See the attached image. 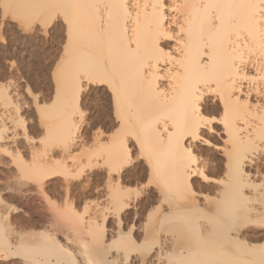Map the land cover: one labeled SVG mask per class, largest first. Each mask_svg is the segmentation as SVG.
Returning <instances> with one entry per match:
<instances>
[{
  "label": "bare ground",
  "instance_id": "obj_1",
  "mask_svg": "<svg viewBox=\"0 0 264 264\" xmlns=\"http://www.w3.org/2000/svg\"><path fill=\"white\" fill-rule=\"evenodd\" d=\"M40 2L45 15L57 11L64 14L68 36L72 37L67 60L69 66L67 69L63 67L64 74L61 73L62 77L56 85L55 101L58 103L45 112L49 119L57 112H63L56 122L50 119L51 126L55 125L62 132L70 146L77 147L91 133L93 121L89 125L80 116L83 94L79 90L77 77L80 71L85 70L92 72L96 78L92 84L105 85V98L112 101L113 115L112 118L105 113L103 118L104 130H112L107 135L104 131L108 139L102 142L103 135H98V132H103L97 129L91 133L92 143L89 146L82 144L81 149L90 152L88 161L92 166L106 165L105 171L94 173V182L99 183L104 178L106 188V200L101 209L97 204L99 201L96 202L100 214L85 219L82 214L73 211L71 202L67 208L73 213H66L74 231H84L93 240L99 241L114 228V233L111 231L113 239L95 258L70 259L65 255L69 251L67 239H60L51 226L43 232L47 238L45 245L53 250L50 255L63 256L65 262L62 264H221L223 262H218L220 257L217 254L220 253L222 257L221 253H226L230 246L251 250L254 245L258 246L250 241L261 240V247L264 248V231L245 233L237 229L240 232H231L227 226L229 223L226 224L232 220L229 214L222 212L224 216L221 218L216 217L218 214L214 211L212 214L211 211L209 214L203 212L209 215L204 219L207 224L203 221L206 225L192 219L195 216L192 210L197 208L198 211L197 202H194V208L192 206L186 211L177 205H169L164 210L162 198V202L154 208V213L158 215L155 226L141 231L135 219L140 217L137 214L140 206L134 203L131 190L125 187L123 168L119 167L124 153L131 151V142L141 146V140L149 139L153 141L152 152H159V155L169 152L174 160L172 172L162 174L175 182L173 190L182 195L188 193L192 200H198L200 195L209 203V198L214 199L209 197V192L214 189V184L210 182L214 183V180L206 174L204 167L196 163L193 142L209 143L202 136L204 130L222 134L225 145L217 147L223 156H227L224 162L226 177L219 182L222 185L220 190L216 189L219 196L215 200L238 199V213L244 219L250 220L252 215L264 219V173H260L261 182L256 183L255 172L247 169L253 162L249 154L255 140L264 139V58L256 57L255 52H264V0ZM211 17L215 18L214 25L208 23ZM101 19L103 27L100 26ZM160 36L165 39L159 41ZM168 37L172 39L168 40ZM129 40L132 41L131 45ZM202 56H207V59L202 61ZM149 62L152 71L145 76L143 69ZM193 90H198L202 97L201 104L196 105L195 110L188 103ZM208 95L213 96L214 104H205ZM218 108V116H206V111L215 112ZM216 126H219V131ZM193 132L196 137H191ZM5 133L6 126L0 118V143L6 140ZM7 149L0 145V151L10 154L6 152ZM13 157L19 162L20 177H33L40 188L44 179L54 178L59 172L68 173L70 168L64 160L42 161L39 157L36 160L41 162L38 160L29 164L21 152H15ZM162 158L161 155L156 156L147 163L154 175L162 173ZM218 170L220 168L215 171ZM5 172L10 173V170ZM195 177L200 179L201 193L195 190ZM162 182L165 186L164 180L158 181L159 184ZM161 186L170 189L168 184L167 187ZM3 189L5 191L0 192V199L5 208L25 197L21 193L15 195L8 192V188ZM3 194H6V198L2 197ZM92 194L97 196L99 193L91 189ZM152 201L156 200L153 198ZM255 202L261 205L258 207ZM16 208L13 206L12 209ZM110 219L114 221L112 229ZM220 238L223 241L220 242ZM3 239L0 238V243ZM222 242L228 247H223ZM17 252L8 248L4 253L14 256ZM235 258H229L228 264L239 263V259ZM256 258L260 261L264 259L255 255ZM248 262L254 264L251 260Z\"/></svg>",
  "mask_w": 264,
  "mask_h": 264
},
{
  "label": "rangeland",
  "instance_id": "obj_2",
  "mask_svg": "<svg viewBox=\"0 0 264 264\" xmlns=\"http://www.w3.org/2000/svg\"><path fill=\"white\" fill-rule=\"evenodd\" d=\"M64 12L66 13V11ZM5 13H7V16H5ZM56 13H59V11L45 15L42 12L40 0H0V118L6 126L5 135H7L6 140H1L0 145L8 148L6 152H11L6 154L0 151V192L5 191L3 188H8L6 189L8 192L15 195L21 193L23 197L25 196L20 202L13 201L11 202L12 205L6 208L0 199V238H4L3 242L0 243V264L64 263L63 256L50 255L53 250L45 245L47 238L43 236V232L51 226L60 239L64 241L65 238L67 239L66 245L69 247V251L65 255L69 256L70 259L95 258V255L106 248L107 242L113 239V234H111L114 229L113 218L109 221L111 222L110 229L113 228L112 232L105 233L97 241L93 240L84 231L77 232L71 229L72 222H70V217L67 216L73 213H70L72 210L70 211L67 208L70 202L73 205V211L82 214L85 219H90L93 216L98 217V214H100L99 210L106 200V188L104 178L99 183H95L94 178L96 177L94 175L99 171H105L106 165L103 164L97 167V164L92 166L88 161L90 152H84L81 149L82 144L89 146L92 143V132H96L97 129L102 130L104 134L102 133L101 141L105 142V132L107 135L112 130H109V132L104 130L103 119L101 122L98 117H91L84 120L89 125L92 121L95 122V127H92L91 133L77 147L70 146L68 140H64L62 132L55 125L51 126L49 122L50 119H54V122H56L62 115V110L60 111L58 108L60 112H57L50 119L45 116L46 110L58 103L55 101L57 81L64 74L62 70L67 69L69 66L67 60L72 48V37L68 36L69 31L67 22L64 20L66 19L65 16L63 18L64 14L59 13V22L55 27L52 26L51 20L56 16ZM61 26H63V36ZM255 52H257L256 57L264 58V52L260 50H255ZM89 87L93 98L106 97L105 85L91 84L87 86V88ZM84 97V103L88 104V97ZM212 98V95H208L205 104H214L215 100L213 101ZM219 111L218 108L215 112H218L219 115ZM82 112L87 113L88 108L82 107ZM208 112L210 111H206V116H208ZM111 117L113 118V115ZM216 129L219 131V126H216ZM202 136L209 143L203 145L198 141L193 142L195 146L194 154L198 166L204 167L206 174L214 180V183L213 181L210 182L214 184V189L209 192V197H214V199H211V201L209 198V203L200 195L197 197L198 200L195 198L192 200L188 193L182 195L175 192V189L173 190L175 182H171L173 180L170 181L169 177V180L167 177H163V173L168 175L173 169L174 160L169 152L160 154L163 157L162 173L157 176L158 174L154 175L147 165L156 156L160 157L159 152H152L153 141L143 139L141 140L143 142L141 146H135L133 142L130 143L131 152L135 153L132 157L134 164L126 165L123 168L122 175L125 187L131 190L130 196L134 197V203L140 206L139 209L137 208V214L140 217L135 218L137 219L136 225L141 231L145 228L148 230L153 228L158 218V215L154 213V208L164 198V201L160 202L164 210H167L169 205H177L186 211L187 208L192 206L194 208V202H197L199 205L198 211L196 207L192 210L195 215L192 219L200 224L206 221L204 220L205 217L209 216L204 215L205 212L209 214V211H211L212 214L214 211L218 214L216 217L222 218L225 213L231 216L228 215L232 219L231 222L228 220L229 222L226 223V219L223 220L226 224L229 223L227 226L230 227L231 232L241 229L240 231H245V233H250V231L262 233L264 231V219L260 216H258V219L253 215L250 216L252 217L250 220H248L249 218L244 219L245 217L239 215L240 210L237 209L240 203L238 199L221 200L218 198L215 200L219 196V191L216 189L220 190L222 185L219 182L226 177L224 162H226L225 158L227 156H223L222 151L217 147L224 146L225 139L222 134L208 133L207 130L203 131ZM54 145L56 146L54 147ZM15 152H21L23 159L29 164L38 161L39 159L36 160V158L41 157L40 160L42 159V161L43 159L64 160L67 165H70L71 169H68L69 174L59 172L54 178L44 179L40 188L33 177H20L19 162L15 161L13 157ZM249 157L252 158L253 162L247 169L251 173L255 172L254 181L259 183L262 179L261 174L264 173V139L258 138L255 140L254 146L250 149ZM99 159L101 160V158ZM40 160L39 162H41ZM217 168H220V170L216 172ZM256 168L259 170L258 173ZM5 170H10V173H6ZM195 178L197 179L194 182L195 190L201 193L200 179ZM159 179L164 180L165 186L167 187L168 184L170 189L162 188L161 184L164 186V182L159 184ZM218 179L217 183L215 180ZM91 189L99 194L97 196L91 195ZM101 190L103 194H100ZM132 191L133 193H131ZM25 194L28 196L26 197ZM5 195L3 194L2 197L6 198ZM153 198L156 200L155 203L152 201ZM96 202H98L100 209L96 207ZM258 203H256V206L259 207L261 204L258 205ZM141 205L146 207L143 208ZM13 206L17 207L16 210L12 209ZM201 206L203 209L205 206V209L202 210ZM231 210H233L232 215L230 214ZM201 211L202 214H200ZM22 219H24L23 222H21ZM205 223L203 224L206 225L207 223ZM179 236L181 237V235ZM221 241H223L222 238H220ZM260 242L261 240L250 241L252 245L256 244L258 246L257 248L254 245L251 250L237 249L230 245L228 247L224 242L221 244H223V247L226 245L225 248L228 247V251L225 248L223 250L229 252L230 256L232 254V258L237 257L239 259L237 264H244L245 261L251 264V262H248L250 260L254 264L255 262L256 264H264V261H262L264 260L262 259L264 258V248L261 247ZM8 248L9 250L18 251L17 254H14V256L5 255L4 252ZM227 252H222V257L220 253L217 254V257H220V259L218 258L219 263L228 264L229 258L232 259ZM252 254L253 256H251ZM255 255L257 257L261 256L262 260L255 259ZM242 261L244 263H241Z\"/></svg>",
  "mask_w": 264,
  "mask_h": 264
},
{
  "label": "snow or ice",
  "instance_id": "obj_3",
  "mask_svg": "<svg viewBox=\"0 0 264 264\" xmlns=\"http://www.w3.org/2000/svg\"><path fill=\"white\" fill-rule=\"evenodd\" d=\"M262 15H264V13H262ZM5 16H7V13H5ZM58 22H59V13H56V16L53 17L51 20L52 26L55 27ZM208 23H209V25H214L215 24V18L214 17L209 18ZM100 26L103 27V20L102 19L100 22ZM61 34L63 36V26H61ZM164 39H165V37H163V36L158 37L159 41H163ZM167 39L171 40L172 37H168ZM131 43H132V41L129 40V45H131ZM66 48H67V46H66ZM206 59H207V56H202V61L206 60ZM58 67H60V66L58 65ZM143 71L145 73V76H147V74L152 71V65L150 62L144 67ZM77 78L79 79V82H80L79 90L83 94L81 96L80 105L82 107L88 108V112L87 113L80 112V116L84 120H88L91 117H98L99 119L102 120L104 118L105 113H107V115L109 117H111V115H112V101L110 99H106L105 97L93 98L91 96L90 87L89 88L85 87L86 84L90 86L92 83L96 82V78L94 77L92 72H90L88 70L80 71L78 73ZM84 96L88 97V99H89L88 104L84 103ZM201 100H202V97H201L200 92L198 90H193L190 93L188 103L193 107V110H195V106L201 104ZM207 115L209 117H214V116L218 115V112H211L210 111L207 113ZM91 127H95V122H93L91 124ZM105 131H107V130H105ZM98 135H102V133L98 132ZM113 135H115V133H113ZM191 137H196V133L193 132L191 134ZM104 139H108V137L104 136ZM55 146L56 145H54V147ZM134 155H135L134 152H131V151L125 152L122 159L120 160L119 167L124 168L126 165L134 164V161L132 159V157ZM100 194H103L102 190H101Z\"/></svg>",
  "mask_w": 264,
  "mask_h": 264
}]
</instances>
